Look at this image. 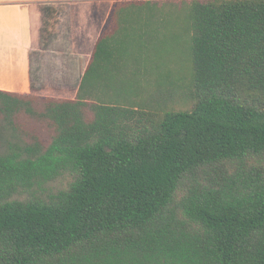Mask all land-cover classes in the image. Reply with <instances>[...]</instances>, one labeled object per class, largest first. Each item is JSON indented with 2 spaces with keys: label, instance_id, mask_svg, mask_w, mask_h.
Returning <instances> with one entry per match:
<instances>
[{
  "label": "trees",
  "instance_id": "obj_1",
  "mask_svg": "<svg viewBox=\"0 0 264 264\" xmlns=\"http://www.w3.org/2000/svg\"><path fill=\"white\" fill-rule=\"evenodd\" d=\"M36 6L31 92L0 90V264H264V0H114L87 60Z\"/></svg>",
  "mask_w": 264,
  "mask_h": 264
},
{
  "label": "crops",
  "instance_id": "obj_2",
  "mask_svg": "<svg viewBox=\"0 0 264 264\" xmlns=\"http://www.w3.org/2000/svg\"><path fill=\"white\" fill-rule=\"evenodd\" d=\"M36 2L0 0V90L31 92L28 54L38 49L40 26ZM97 37L91 45V50Z\"/></svg>",
  "mask_w": 264,
  "mask_h": 264
},
{
  "label": "rangeland",
  "instance_id": "obj_3",
  "mask_svg": "<svg viewBox=\"0 0 264 264\" xmlns=\"http://www.w3.org/2000/svg\"><path fill=\"white\" fill-rule=\"evenodd\" d=\"M34 1H47L55 4V12L57 23L55 24V30L60 32L63 29L64 24L68 25L71 38V52L76 55H81L85 60L88 59V54L91 50V45L94 39L100 33L106 17L109 12L110 4L112 0H34ZM164 2L165 7H168L169 2L178 0H158ZM36 2V3H37ZM72 29V31H71ZM71 32H73L71 34ZM43 61L51 60L57 64L58 58L51 56L50 53H44L42 55ZM43 89L37 93L40 95L57 96L64 98H72L74 96L73 91H69L63 88H53L50 80H46ZM174 110H180L184 108L182 103L174 104L171 106Z\"/></svg>",
  "mask_w": 264,
  "mask_h": 264
}]
</instances>
